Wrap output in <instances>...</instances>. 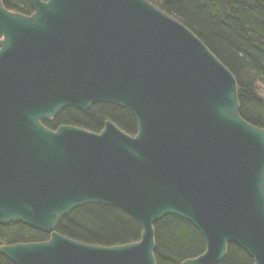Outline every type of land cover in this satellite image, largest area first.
<instances>
[{
  "label": "water",
  "instance_id": "obj_1",
  "mask_svg": "<svg viewBox=\"0 0 264 264\" xmlns=\"http://www.w3.org/2000/svg\"><path fill=\"white\" fill-rule=\"evenodd\" d=\"M0 0V226L43 243L0 247L13 264H155L154 226L178 217L217 264L229 245L264 264V131L239 116L235 78L183 25L145 0ZM242 1V0H233ZM127 110L136 134L46 129L63 109ZM131 216L140 241L97 247L56 225L86 205Z\"/></svg>",
  "mask_w": 264,
  "mask_h": 264
},
{
  "label": "trees",
  "instance_id": "obj_2",
  "mask_svg": "<svg viewBox=\"0 0 264 264\" xmlns=\"http://www.w3.org/2000/svg\"><path fill=\"white\" fill-rule=\"evenodd\" d=\"M5 9L30 16L26 0H1ZM44 1V0H41ZM194 34L235 78L239 116L264 131V0H145ZM108 121L126 136L136 134L129 112L112 105H94L87 112L63 109L56 118L41 122L46 129L60 126L98 134ZM56 233L63 238L97 247H121L140 241L141 229L121 210L89 204L61 218ZM155 264H181L205 250L203 238L188 222L167 216L154 226ZM49 235L22 224L0 226V247L43 243ZM0 264L10 263L0 253ZM217 264H252L246 253L229 245Z\"/></svg>",
  "mask_w": 264,
  "mask_h": 264
},
{
  "label": "flooded vegetation",
  "instance_id": "obj_3",
  "mask_svg": "<svg viewBox=\"0 0 264 264\" xmlns=\"http://www.w3.org/2000/svg\"><path fill=\"white\" fill-rule=\"evenodd\" d=\"M39 1H41V0H39ZM47 0H44V1H41V2H46ZM28 3V2H27ZM2 5H3V3H2ZM4 7V6H3ZM5 9V8H4ZM7 10V9H6ZM8 11V10H7ZM9 12V11H8ZM12 12V11H11ZM32 13H33V11H32ZM32 13L30 14V15H32ZM2 39H3V37L2 36H0V42L2 41ZM182 264V263H181Z\"/></svg>",
  "mask_w": 264,
  "mask_h": 264
}]
</instances>
